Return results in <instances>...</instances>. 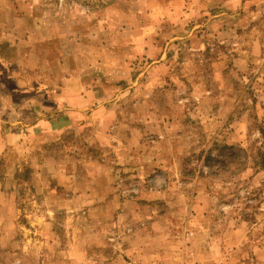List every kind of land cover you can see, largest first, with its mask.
Wrapping results in <instances>:
<instances>
[{
    "label": "rangeland",
    "instance_id": "1",
    "mask_svg": "<svg viewBox=\"0 0 264 264\" xmlns=\"http://www.w3.org/2000/svg\"><path fill=\"white\" fill-rule=\"evenodd\" d=\"M0 55L75 95L0 123V264H264V0H0Z\"/></svg>",
    "mask_w": 264,
    "mask_h": 264
},
{
    "label": "crops",
    "instance_id": "2",
    "mask_svg": "<svg viewBox=\"0 0 264 264\" xmlns=\"http://www.w3.org/2000/svg\"><path fill=\"white\" fill-rule=\"evenodd\" d=\"M4 38V42H6L7 45L16 46V48H19L20 44L25 42L23 39H13L9 32H6ZM17 75L23 74L22 72H14L12 70L11 61L0 55V123L4 125L2 127V134L3 132V136L7 134L6 136H8V139L10 138L8 134L12 135V137H17L18 139L19 137H22L21 131H23V129L18 126L24 125L26 122L35 126L38 124L40 125L42 122H46L45 120L42 121V118L40 117V108L42 107V104L46 105V101H48L47 97H43L45 91L51 94V97L49 95V103L51 104H49V107L53 110L59 109L61 106L63 107V101L66 102V104H71V102L75 100V95H72L73 89L71 87V80L73 77L70 74H65V76L54 75V73L51 74L52 77L58 76L62 78L63 82L61 85L52 82L48 86H42L38 81L31 87L26 86L24 83L20 84ZM85 100L86 99L84 98V101ZM26 108L30 109L31 116L28 115L30 117L29 119H25ZM8 115H10V118L5 117ZM69 118L72 120L71 117ZM69 118H55V122L51 121L49 124H63L66 126L71 122ZM6 136H4V138Z\"/></svg>",
    "mask_w": 264,
    "mask_h": 264
}]
</instances>
